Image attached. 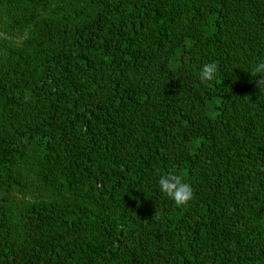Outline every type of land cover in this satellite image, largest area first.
<instances>
[{
  "label": "trees",
  "instance_id": "trees-1",
  "mask_svg": "<svg viewBox=\"0 0 264 264\" xmlns=\"http://www.w3.org/2000/svg\"><path fill=\"white\" fill-rule=\"evenodd\" d=\"M261 61L264 0H0V264H264Z\"/></svg>",
  "mask_w": 264,
  "mask_h": 264
},
{
  "label": "clouds",
  "instance_id": "clouds-1",
  "mask_svg": "<svg viewBox=\"0 0 264 264\" xmlns=\"http://www.w3.org/2000/svg\"><path fill=\"white\" fill-rule=\"evenodd\" d=\"M218 65L216 62H210L203 66L200 72L202 83H211L215 80L218 73ZM253 77H259L256 81L260 90H264V61L259 62L250 72ZM160 191L174 201L177 207L188 206L195 198V190L190 183L185 182L182 176L174 172L160 175L158 179Z\"/></svg>",
  "mask_w": 264,
  "mask_h": 264
}]
</instances>
